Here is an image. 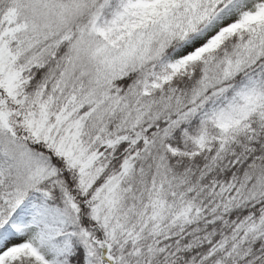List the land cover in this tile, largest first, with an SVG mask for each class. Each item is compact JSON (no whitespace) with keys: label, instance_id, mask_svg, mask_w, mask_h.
Segmentation results:
<instances>
[{"label":"snow or ice","instance_id":"6c2138e0","mask_svg":"<svg viewBox=\"0 0 264 264\" xmlns=\"http://www.w3.org/2000/svg\"><path fill=\"white\" fill-rule=\"evenodd\" d=\"M0 264H264V0H0Z\"/></svg>","mask_w":264,"mask_h":264}]
</instances>
